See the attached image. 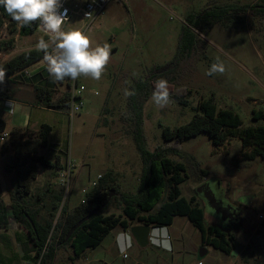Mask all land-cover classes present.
<instances>
[{"label":"rangeland","instance_id":"1","mask_svg":"<svg viewBox=\"0 0 264 264\" xmlns=\"http://www.w3.org/2000/svg\"><path fill=\"white\" fill-rule=\"evenodd\" d=\"M259 1L110 0L91 27H87L88 22L83 21L80 15L73 16L64 26L65 30L75 27L86 31L93 47L105 42L111 46L110 61L102 78L98 81L84 77L77 80L83 89L84 109L73 118L69 117L67 110L57 115L45 114L53 132L49 146L40 148L39 154L54 162L57 157L64 161L71 159L77 166L74 174L76 181L73 176L71 193L64 204L68 212L86 200L82 189L90 191L98 175L112 174L121 192L135 194L139 191L143 165L128 133L125 121L128 96L124 95V90L127 88L130 91L135 80L145 78L158 67L175 61L182 34L186 31L197 33L199 51L187 58V63H177L168 80L169 87H174V94L182 96L184 101L171 99L172 102L163 109L156 106L151 98L147 101L144 108L147 147L150 151L159 146L175 151V155L169 157L182 162L187 169L188 178L180 186L184 197H195L203 206L197 189L211 181L215 185L219 182V194L226 199L221 203L224 204L223 209L228 208V202L237 212L234 215L231 213L232 216L225 222L226 218H218L223 217L222 211L213 214L204 207L207 224L218 225L232 232L236 238L237 249L228 256L203 246L200 231L186 217L177 216L171 229L173 245L170 249L161 250L151 244L141 247L136 241L127 250L118 249L112 243L115 234L123 231L118 227L98 248L87 251L74 264H232L233 260L235 264H264V159L242 160L243 152H249L251 148L244 149L238 138H230L223 145L215 146L206 133L180 143H167L163 137L164 127L173 129L189 123L199 102L210 97H214L219 109H231L239 114L243 128L264 124L252 121L254 109L264 110V17L240 14L237 19L217 24L205 35L193 28L195 19L208 7L250 6ZM9 27V22H6L1 38L11 36ZM17 36L14 35V49L1 58L2 63L20 50L39 49L36 47L39 39H49L39 29L31 36ZM217 59L223 62L226 71L207 75ZM39 66L47 69L45 61ZM35 70H29L32 72L29 76H34ZM27 78L28 75L25 76ZM64 82H70V79ZM57 83L61 96L67 91V86ZM25 134L35 138L37 132L27 131ZM13 158L14 153L6 162H11ZM44 170L41 178H45L46 184L41 186V178L35 183L32 200L45 196L38 219L54 225L62 205L55 200V196L63 197V192L56 169ZM5 194V202L9 205V192ZM105 214L121 215L119 205H112ZM237 215L239 223L232 222ZM62 218L63 212L57 225ZM55 234L56 229L49 235V243L54 242ZM122 234L118 235V246L124 238ZM27 236V232L10 215V225L0 229V264H34V253H25L30 248ZM162 237L166 238L164 232ZM155 242L159 246V241ZM202 247L208 251L203 257L199 254ZM71 255L69 248L60 249L54 264H73L69 260Z\"/></svg>","mask_w":264,"mask_h":264},{"label":"trees","instance_id":"2","mask_svg":"<svg viewBox=\"0 0 264 264\" xmlns=\"http://www.w3.org/2000/svg\"><path fill=\"white\" fill-rule=\"evenodd\" d=\"M249 13L252 16L264 17V0L250 6L208 7L195 19L193 28L205 35L217 24L237 19L240 14ZM6 22H9L11 36L9 38L0 37V54H8L14 49L15 34L28 36L38 29V22L24 27L19 26L0 6V35ZM197 36V33L191 31L184 32L175 61L167 66L158 67L145 78L135 80L130 86V91L135 90L136 95L128 96V116L125 121L128 123V133L132 136L143 165L139 191L135 194L121 192L115 185L112 174L102 176L97 185L89 191L84 203L72 212H68L66 206L63 208V218L55 227L56 234L53 243H48L53 227L52 222H41L38 219L44 200L40 196L32 200V186L37 178L39 166L49 169H57L61 166L59 158L52 162L45 155L39 154L40 148L48 146V137L52 128L47 124L42 125L35 138H30L20 131L12 132L8 144L13 148L14 158L7 163V167L15 172L16 183L13 191L10 192L11 204L9 206L0 194V229H6L10 225L11 215L12 220L28 234L27 240L30 248L25 250V253L28 255L34 253L35 264L45 247L46 253L40 264H54L58 251L67 248L72 252L69 260L74 264L82 259L87 251L98 248L104 239L118 227H121L123 231H128L134 225L163 228L171 226L177 216L186 217L200 231L203 246L212 247L226 255H231L237 249L238 244L232 232L218 225L207 224L205 209L197 202V198L188 199L182 195L180 186L188 178L187 169L182 162L169 157V155H175V151L162 146L150 151L147 147L144 127L145 104L152 97L157 80L168 81L175 72L177 63H187V58L198 53L200 40ZM43 57V51L31 49L4 63L0 61V66H3L7 72L5 82L0 84V99L11 98L13 91L10 86L13 79L21 77L23 70ZM165 68H167L165 72H160ZM34 90L42 106L59 111L69 108L71 101L69 90L57 100L53 98L55 90L51 87L36 85ZM169 91L171 99H176L181 103L184 101L182 96L174 94V87L170 86ZM195 111L189 123L173 129L164 127L165 142L180 143L200 133H206L215 146L223 145L230 138H238L244 149L251 148V151L243 152L242 160H253L257 157L264 159V124L243 128V121L239 114L231 109H219L214 97L201 100ZM252 121L264 122V110L254 109ZM1 132L3 129H0ZM112 192L115 195L108 205L82 224L65 242L69 230L92 210L104 205ZM55 200L60 203L62 197L57 195ZM114 204L119 205L121 215H106L105 213ZM28 243L25 244L28 245Z\"/></svg>","mask_w":264,"mask_h":264},{"label":"clouds","instance_id":"3","mask_svg":"<svg viewBox=\"0 0 264 264\" xmlns=\"http://www.w3.org/2000/svg\"><path fill=\"white\" fill-rule=\"evenodd\" d=\"M5 12L21 27L39 23L49 39H39L36 47L44 52L47 72L53 82L65 79L78 80L81 77L100 80L111 57V46L105 42L92 46L91 37L81 28L63 27L68 21L67 9L61 11V0H0ZM91 12L86 13L90 17ZM226 71L222 61L217 59L207 75L223 74ZM6 69L0 66V84L5 82ZM125 96L136 95L135 90H124ZM156 106L163 109L171 103L168 81L155 82L151 97Z\"/></svg>","mask_w":264,"mask_h":264},{"label":"crops","instance_id":"4","mask_svg":"<svg viewBox=\"0 0 264 264\" xmlns=\"http://www.w3.org/2000/svg\"><path fill=\"white\" fill-rule=\"evenodd\" d=\"M31 35H34V33ZM31 35H28V36H31ZM17 37H19V34ZM31 49H34V48L20 50L18 51L19 52L18 54L24 51H27V50H31ZM4 56L6 57L5 54H0V61H1V58ZM42 61H44L43 58L39 60L38 62L34 63L33 65H31L29 68H27L28 70L36 68L35 70L36 72L34 76L32 75H31L32 77L29 76L30 73H32L29 71V75L27 79H25V76H26L25 74L20 75L21 77H16L13 79V83L10 86V89L13 91L11 98L5 99V100L0 99V129H3V132L0 133V194L2 195V198L4 201H5L4 197L6 195L5 192H9V195H10V192L13 191L14 185L16 183V174L13 170L8 169L7 167L8 162H6V159L13 154V148L10 145H8L12 132L20 131V132L25 133L27 131H34V132L39 133L42 125L44 124L49 125V122L47 121V117L45 119V116H46L45 114L53 113L57 115L62 112V111L55 110L52 108H46L42 106L41 103L38 101L36 92L34 90V86L36 85L44 86V87L47 86L49 88L50 87L53 88L55 90L54 97H53L54 100H57L60 97L59 96L60 93L57 90L58 83L53 82L46 68H43L40 66L37 67ZM60 83L62 86L63 85L67 86V90H69L68 88L69 82L62 81ZM52 132H53V128L49 134L48 142H49V138ZM57 158L60 159L61 165L67 162V160L64 161L60 157H57ZM44 169H45L44 167L38 168V175H37L36 180L33 182L32 190L34 189L35 183L37 181H40L41 176L45 173ZM74 177L76 181L77 176H74ZM41 179H42L41 186L44 187L46 184L45 178L42 177ZM44 197L45 196H43L42 198ZM172 227H173V224L168 227L159 228V235L161 234L160 236L161 239H159V246H156L157 245L156 242L154 243V239H152L158 234V230H153L150 244L161 250H167V249L172 248V245H173V239L171 235ZM161 231L165 233L166 238L162 237ZM122 232L124 235L122 234L121 237H124V238L122 239L121 246H118L117 238H118V235H120V233ZM133 240L134 238L130 234L129 230L120 231L115 234V236L113 237L112 243L118 249L120 247L121 250H127L128 247L134 245ZM199 263H202V262H199ZM231 263L235 264V261L233 260ZM84 264H87V263H84ZM134 264H144V263L136 262Z\"/></svg>","mask_w":264,"mask_h":264},{"label":"built area","instance_id":"5","mask_svg":"<svg viewBox=\"0 0 264 264\" xmlns=\"http://www.w3.org/2000/svg\"><path fill=\"white\" fill-rule=\"evenodd\" d=\"M109 1L110 0H61V4H62L61 11L67 9L66 14L69 17V21L67 23L71 21L73 16L80 15L83 21L88 22L87 27L89 28L91 27V24L94 22V20L103 13ZM88 12L92 13L90 17H86V13ZM38 29L43 33H45V31L42 29L39 23H38ZM22 74L29 75V70L28 69L23 70ZM68 88L71 95V101L69 108L67 109V114L69 115L70 118H73L77 113L81 112L84 109L85 101L83 98V89L80 87L79 82L77 80L75 81L70 80ZM76 167H77L76 164L71 159H69L65 164L61 165L59 168L56 169V174H57L58 182L63 192V197L61 201L62 205L59 214L55 220V223L52 227L51 233H53L55 226L58 223V219L60 218L61 212H63V208L65 207L64 205L65 202L68 201L69 199L71 193L72 177L75 174ZM101 178L102 175L97 176V180L93 181L91 184L92 188H94L97 185L98 181ZM88 193L89 190L85 188L82 189L83 197L86 198ZM84 201L85 200H83L81 203H84ZM154 230H158V234L152 239L159 241V239H161L160 238L161 234L159 235V228H155ZM48 243H49V239H48ZM45 253H46V247L43 249L41 257L36 264H40L41 259Z\"/></svg>","mask_w":264,"mask_h":264},{"label":"water","instance_id":"6","mask_svg":"<svg viewBox=\"0 0 264 264\" xmlns=\"http://www.w3.org/2000/svg\"><path fill=\"white\" fill-rule=\"evenodd\" d=\"M167 68L161 70L160 72L166 71ZM218 189H220V183L218 182L217 185L214 184V181L208 182L207 184H203L201 185L198 189H197V196L200 197L201 199L206 200V210H210L211 213L213 214H217V212L219 213V209L217 207V194ZM115 195L114 192L110 193L108 196V200L107 202L92 210L86 217H84L83 219H81L76 225H74L69 232L67 233L65 242H67L69 240V238L72 236V234L82 225L84 224L86 221H88L92 216H94L95 214L100 213L109 203V201L111 200V198ZM226 206H230L231 205L226 202ZM221 206H223L224 204H220ZM234 220V217L232 218ZM155 228H152L150 226L147 225H134L129 229L130 234L132 235V237L134 238V240L136 241V243L141 246V247H146L150 244L151 242V236H152V231ZM207 249L205 247H202L200 249V256L203 257L207 254Z\"/></svg>","mask_w":264,"mask_h":264},{"label":"flooded vegetation","instance_id":"7","mask_svg":"<svg viewBox=\"0 0 264 264\" xmlns=\"http://www.w3.org/2000/svg\"><path fill=\"white\" fill-rule=\"evenodd\" d=\"M218 192H220V189H218ZM200 200H202V203H203V207H205L206 208V200H204V199H200ZM226 199H224V195H220L219 193L217 194V201H218V203H217V207H218V209L220 210L219 212H223V217H218L220 220H223V219H221V218H226V220H224L225 222H227L228 221V219L232 216V214L234 215V214H237V212L235 211V208H234V206H232L231 205V207L230 206H228V208H225V209H223V206H221L220 204L221 203H223L224 201H225ZM232 213V214H231ZM217 214H219L218 212H217ZM235 221H238V223H239V221H240V217H239V215H237L236 217L234 216V220H232V222H235ZM135 242V240H133V243Z\"/></svg>","mask_w":264,"mask_h":264}]
</instances>
